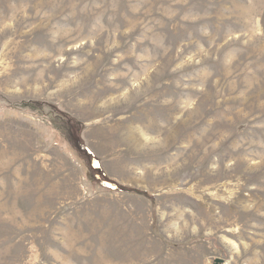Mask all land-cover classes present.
<instances>
[{"label": "rangeland", "instance_id": "374dc122", "mask_svg": "<svg viewBox=\"0 0 264 264\" xmlns=\"http://www.w3.org/2000/svg\"><path fill=\"white\" fill-rule=\"evenodd\" d=\"M215 258L264 264V0H0V264Z\"/></svg>", "mask_w": 264, "mask_h": 264}, {"label": "trees", "instance_id": "16d2710c", "mask_svg": "<svg viewBox=\"0 0 264 264\" xmlns=\"http://www.w3.org/2000/svg\"><path fill=\"white\" fill-rule=\"evenodd\" d=\"M62 115L64 117L63 127L68 131L74 145L88 159L90 171L99 183H102L103 185L108 186L114 190L131 192L136 194H144V192L124 187L122 185H119L115 181L109 179L98 165L94 154L88 149V147H86L84 140L80 134L82 130L81 123L65 112H62Z\"/></svg>", "mask_w": 264, "mask_h": 264}, {"label": "water", "instance_id": "95a60500", "mask_svg": "<svg viewBox=\"0 0 264 264\" xmlns=\"http://www.w3.org/2000/svg\"><path fill=\"white\" fill-rule=\"evenodd\" d=\"M213 264H223V259L215 258Z\"/></svg>", "mask_w": 264, "mask_h": 264}]
</instances>
